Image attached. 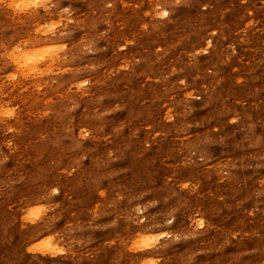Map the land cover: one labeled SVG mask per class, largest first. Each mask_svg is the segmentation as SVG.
<instances>
[{
  "label": "rangeland",
  "instance_id": "rangeland-1",
  "mask_svg": "<svg viewBox=\"0 0 264 264\" xmlns=\"http://www.w3.org/2000/svg\"><path fill=\"white\" fill-rule=\"evenodd\" d=\"M31 1L0 0V264H264V0Z\"/></svg>",
  "mask_w": 264,
  "mask_h": 264
},
{
  "label": "bare ground",
  "instance_id": "bare-ground-1",
  "mask_svg": "<svg viewBox=\"0 0 264 264\" xmlns=\"http://www.w3.org/2000/svg\"><path fill=\"white\" fill-rule=\"evenodd\" d=\"M33 1V6L34 7H38V6H40L39 4H42L41 3V0H38V1H35V0H32ZM32 1H31V3H32ZM44 1V0H43ZM14 2V1H13ZM30 2V1H29ZM27 4H28V2H27ZM30 5H32V4H30ZM38 5V6H37ZM22 7V6H21ZM26 7H28V6H26ZM23 8H24V6H23ZM43 9H45L44 7H43ZM41 12V11H40ZM46 13H49V12H47L46 11ZM31 17L33 18V19H37V18H39L40 17V15L38 14V13H33V14H31ZM28 23H31V21H27ZM47 30V29H46ZM45 32V31H44ZM29 52H31V51H29ZM29 52H25L27 55H26V58H25V62L28 64L29 62L30 63H32V64H34L35 65V68H38V71H40V70H42L41 68H42V65L41 66H39V64H38V62L36 63L35 62V58L34 57H27V56H29ZM21 55V54H20ZM20 55H18L17 57H18V61H21V59H19L20 57H25L23 54L20 56ZM32 55V54H31ZM20 56V57H19ZM24 62V61H23ZM26 69V68H25ZM33 69V68H32ZM36 70V69H35ZM28 71V70H27ZM30 72V71H29ZM32 72H34V70L32 71Z\"/></svg>",
  "mask_w": 264,
  "mask_h": 264
}]
</instances>
